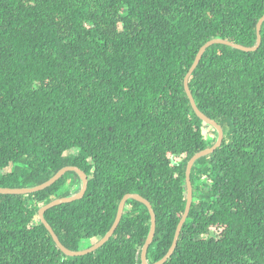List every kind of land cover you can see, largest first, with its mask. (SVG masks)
Instances as JSON below:
<instances>
[{
    "label": "trees",
    "instance_id": "16d2710c",
    "mask_svg": "<svg viewBox=\"0 0 264 264\" xmlns=\"http://www.w3.org/2000/svg\"><path fill=\"white\" fill-rule=\"evenodd\" d=\"M263 15L264 0H0V188L84 173L83 197L44 214L72 252L138 195L155 216L146 261L159 262L185 210L186 165L217 140L185 75L210 40L255 47ZM188 88L223 138L192 166L191 206L163 264H264V22L252 52L207 48ZM80 188L67 172L0 194V264H142L150 215L132 199L97 250L57 248L38 211Z\"/></svg>",
    "mask_w": 264,
    "mask_h": 264
},
{
    "label": "water",
    "instance_id": "95a60500",
    "mask_svg": "<svg viewBox=\"0 0 264 264\" xmlns=\"http://www.w3.org/2000/svg\"><path fill=\"white\" fill-rule=\"evenodd\" d=\"M264 22V15L260 18V20L258 21L257 25H256V37H257V42H256V46L253 48H244L235 44H232L230 42L224 41V40H219V39H214V40H210L207 43H205L198 51L193 64L191 65L190 69L188 70L187 74L185 75L184 81H183V87H184V92L190 102V106L192 108V110L194 111L195 115L202 120L205 124H207L208 126L212 127L213 129H215L216 133H217V140L215 142V144L206 150H203L201 152H198L197 154H195L187 163L186 165V169H185V184H186V205H185V210L183 213V216L181 217L175 234H174V238H173V242L172 245L169 249V251L167 252V254L157 263L155 264H163L173 253L175 247H176V243H177V239L178 236L180 234V230L182 228V225L184 224L190 206H191V201H192V188H191V183H190V172L192 169L193 164L195 163V161H197L198 159L207 156L211 153H213L217 148H219V146L221 145L222 142V138H223V132L221 130V128L212 120L208 119L207 117H205L196 107L193 98L191 96V93L189 91L188 88V80L190 75L192 74V72L195 70L196 66L198 65L202 55L204 54L205 50L207 48H209L212 45H216V44H220V45H225V46H229L235 49H238L240 51H244V52H252L254 50H256L260 44V28H261V24ZM67 172H75L80 180H81V188L79 190V192L76 195H73L71 197L68 198H62V199H58L55 200L49 204H47L46 206L42 207L39 211H38V217L39 220L41 221V223L43 224V226L45 227V229L48 231V233L50 234L53 242L55 243V245L57 246V248L67 257H75V256H82L88 253H91L95 250H97L98 248H100L102 245H104L109 239L110 237L113 235L115 229L117 228L122 213H123V209L125 206V203L127 200L132 199L135 200L137 202L142 203L144 206H146V208L148 209L149 215H150V230H149V234L147 236V239L145 241V244L142 248L141 251V263L142 264H148L146 261V253H147V249L149 247V245L152 242L153 236H154V232H155V216L153 213V210L151 209L150 204L144 200L143 198H141L138 195H126L122 198V200L120 201L119 205H118V209H117V214L115 217V220L111 226V228L109 229V231L106 233V235L96 244H94L92 247H90L87 250H83V251H79V252H72L67 250L65 247H63L61 245V243L58 241L56 235L53 233L51 227L47 224V222L44 219V214L47 210L61 205L63 203H69V202H73L76 200H80L86 189H87V178L84 175V173H82L81 171L73 168V167H65L63 169H61L59 172H57L51 179H49L47 182L34 187V188H30V189H6V188H0V194L1 195H27V194H31L34 192H38L41 191L43 189H46L48 187H50L51 185H53L57 180H59L65 173Z\"/></svg>",
    "mask_w": 264,
    "mask_h": 264
}]
</instances>
